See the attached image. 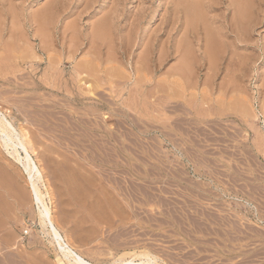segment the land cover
Segmentation results:
<instances>
[{
    "label": "rangeland",
    "instance_id": "rangeland-1",
    "mask_svg": "<svg viewBox=\"0 0 264 264\" xmlns=\"http://www.w3.org/2000/svg\"><path fill=\"white\" fill-rule=\"evenodd\" d=\"M199 1L223 56L203 30L180 80L178 0H0V111L25 130L63 235L92 262L264 264V0ZM236 13L237 36L225 29ZM0 173V264H68L1 143Z\"/></svg>",
    "mask_w": 264,
    "mask_h": 264
},
{
    "label": "bare ground",
    "instance_id": "bare-ground-1",
    "mask_svg": "<svg viewBox=\"0 0 264 264\" xmlns=\"http://www.w3.org/2000/svg\"><path fill=\"white\" fill-rule=\"evenodd\" d=\"M203 1H199V0H178L176 6H174V16H175V20H176V24L178 25V28L177 31H181L183 30L182 33L183 34V39L180 41H183V45L184 47L181 45L180 48H178L177 52L180 53V57L182 58V61L180 62V67L178 66V69H177V73L175 72V74H177L176 76L180 78V80H182L184 77V79L186 78L185 76V72L190 70L189 68L186 70V66L188 65V61H190L191 59L194 58V49H192L190 46H189V39H193V37H196V36H199L202 34L203 30L205 31L204 35H205V40L206 42L210 45V44H213V48L210 50V46H206L205 48H208L209 50H207L208 53H212L211 51H213L214 53H218L217 55L220 56V54L222 53V56H223V52H222V48L219 44V42L221 41V38H219L218 36H214V33H211L206 26L204 27L205 25V22H206V16H207V10L208 9H212L210 5H208L207 3H202ZM237 3V2H236ZM210 4V3H209ZM165 5V4H164ZM231 7H234V4H231ZM237 7H241V6H238ZM173 8V7H172ZM242 8V7H241ZM246 8V7H245ZM240 9V8H239ZM240 11V10H239ZM238 11V12H239ZM242 11V10H241ZM246 11V10H245ZM52 12V11H51ZM144 12V11H143ZM243 13V12H242ZM240 13V14H242ZM112 14V13H111ZM239 13H236V19L235 17L231 20V21H227V25L228 26H225V29L226 31H228L227 33H234L235 30H237V25H239L240 23V15ZM246 14V12H245ZM113 15V14H112ZM115 15V14H114ZM248 14H246L245 17H248L247 16ZM49 18V17H48ZM224 18V17H223ZM249 18V17H248ZM205 19V20H204ZM44 20V19H43ZM41 21V20H40ZM226 21V20H225ZM226 23V22H225ZM109 24V23H108ZM206 24L208 25V22H206ZM112 25V24H111ZM176 26V25H175ZM211 26V25H210ZM107 22L102 20L96 27L95 29V35L93 37H97L99 40H100V37H101V33L102 32H105L107 33L106 29H107ZM112 27V26H111ZM212 27V26H211ZM42 28V27H41ZM110 28V27H109ZM109 30V29H108ZM162 31V30H161ZM93 33V32H92ZM213 34V35H212ZM235 34V33H234ZM220 35V34H219ZM236 36L238 35V32L237 34H235ZM104 36V33L102 34V37L103 38ZM176 36V35H175ZM177 36H178V33H177ZM249 36V35H248ZM218 37V38H217ZM240 37V36H238ZM97 39V40H98ZM127 39V38H126ZM190 40V41H191ZM220 40V41H219ZM234 40L236 41H239L240 39L239 38H235ZM102 41V39L100 40ZM199 42H200V38H199ZM180 43V42H179ZM221 43V42H220ZM181 44V43H180ZM179 44V45H180ZM207 44V45H208ZM206 45V44H205ZM200 49V48H199ZM222 49V50H221ZM161 50V49H160ZM210 51V52H209ZM12 52V51H11ZM10 52V53H11ZM21 52V51H20ZM163 52V51H162ZM16 53V52H15ZM152 53V51H151ZM170 53L169 51L167 52V54ZM213 53V54H214ZM17 54V53H16ZM120 54V53H119ZM143 54V53H142ZM165 53H163L164 55ZM22 55V54H21ZM70 55V54H69ZM91 55V53H90ZM98 55V54H97ZM160 55V54H159ZM163 55L161 56L163 58ZM206 55V54H205ZM212 55V54H211ZM73 56V55H72ZM96 56V55H94ZM167 56V55H166ZM165 56V57H166ZM169 56V54H168ZM172 56V55H171ZM213 56H216L213 55ZM17 57V55H16ZM85 57V56H84ZM212 57V56H211ZM210 57V58H211ZM225 57V56H224ZM19 58V57H18ZM27 58V57H26ZM95 58V57H94ZM208 58V57H207ZM218 58V57H217ZM21 59V58H20ZM166 59V58H165ZM22 60V59H21ZM24 60V59H23ZM42 60V58H41ZM58 60V59H56ZM194 60V59H193ZM207 62H208V59H206ZM211 60V59H210ZM87 61V60H86ZM89 61V60H88ZM87 61V62H88ZM107 61V60H106ZM160 61V60H159ZM184 61V62H183ZM21 62V61H20ZM92 62V61H91ZM91 62H88V63H91ZM158 62V61H157ZM161 62H164L163 60ZM190 62H193V61H190ZM211 62V61H210ZM242 62V61H241ZM85 63V62H84ZM82 64V65H86V64ZM87 63V67L88 66H91V65H88ZM100 63V62H99ZM98 63V64H99ZM148 64V63H147ZM209 64V63H208ZM80 65V64H79ZM78 67H81L80 70L84 69L82 68L83 66L80 65ZM192 65V64H191ZM212 65V64H210ZM93 66V69L95 68L94 65ZM91 66V67H92ZM77 67V65H76ZM97 67V65H96ZM99 67V66H98ZM190 67V66H189ZM157 68V67H156ZM191 68V67H190ZM193 68V67H192ZM192 68L190 70V72L192 71ZM91 69V68H89ZM92 69V70H93ZM101 69V68H100ZM144 69V68H143ZM76 70L79 71V69L77 68ZM85 70V69H84ZM172 70V69H171ZM186 70V71H185ZM211 70V69H210ZM214 70V69H213ZM216 70V69H215ZM77 71V72H78ZM87 71V70H86ZM150 71V70H149ZM53 72V71H51ZM81 72V71H80ZM79 72V73H80ZM95 73H97L95 70H94ZM98 72H100V70H98ZM114 72V71H113ZM82 73V72H81ZM84 73V72H83ZM126 73V72H125ZM142 73V72H140ZM214 73V72H213ZM87 74V73H86ZM89 74V72H88ZM119 74V73H118ZM117 74V75H118ZM127 74V73H126ZM151 74V72H150ZM194 74V73H193ZM209 74V73H208ZM15 75V74H14ZM101 75V74H100ZM122 75V74H121ZM143 75V74H142ZM152 75V74H151ZM185 75V76H184ZM189 75H192L189 73ZM188 73H187V77L189 76ZM55 76V75H54ZM129 76V75H128ZM138 76V75H137ZM173 78H174V75H172ZM212 76V75H211ZM61 77V76H60ZM76 77V76H75ZM142 77V76H141ZM168 77V76H167ZM171 77V75L169 76ZM213 77V76H212ZM182 78V79H181ZM111 79V78H110ZM170 79V78H168ZM175 79H178L175 77ZM188 79V78H187ZM113 80V79H111ZM173 81V80H172ZM175 81V80H174ZM176 81H179V80H176ZM186 81V80H185ZM145 82H147L145 80ZM184 83V81H182ZM181 82V83H182ZM164 83V82H163ZM173 83H176V82H173ZM172 83V84H173ZM179 83V82H178ZM186 83V82H185ZM208 83V82H207ZM59 84V83H58ZM75 84V83H74ZM159 84H161L159 82ZM101 85V84H100ZM168 85V84H167ZM71 86V85H70ZM166 86V85H165ZM181 86V85H180ZM185 86V85H184ZM101 87V86H100ZM188 87V86H187ZM204 87V86H203ZM103 88V87H101ZM181 88H183V91L186 89L188 90V88H185L183 87V85L181 86ZM225 88V87H224ZM94 89V87H93ZM167 89V92H170L169 89L170 88H166ZM180 90V88H178ZM177 89V90H178ZM209 89V88H208ZM231 89V88H230ZM160 90V89H159ZM164 90V89H163ZM171 90V89H170ZM206 90V89H205ZM174 91V90H173ZM176 91V90H175ZM183 91H180L179 94L175 95V96H180L181 93H182V97L185 95H183ZM189 91V90H188ZM204 91V90H203ZM208 93V90H206ZM224 91V90H223ZM160 92V91H159ZM172 92V90H171ZM210 92V91H209ZM234 92V91H233ZM163 93V92H162ZM166 93V92H165ZM174 93V92H173ZM172 93V94H173ZM175 94V93H174ZM184 94H186V91H184ZM211 94V93H210ZM209 96V95H208ZM243 100V99H242ZM71 101V100H70ZM168 101V100H167ZM229 101V100H228ZM246 101H244L245 103ZM207 104V108L208 109H211L212 108V103L211 101L209 102H206ZM225 103V101H224ZM55 104V103H54ZM86 104V103H85ZM92 104V103H91ZM178 104V103H177ZM240 104H241V101H240ZM242 104H243V101H242ZM180 105V103H179ZM195 105V104H193ZM237 105V104H236ZM244 105V104H243ZM189 106V105H188ZM246 106V105H244ZM222 107V105H221ZM243 108V107H240V109ZM180 109V108H179ZM239 109V110H240ZM243 109H246V108H243ZM79 110V109H78ZM220 110V109H219ZM242 110V109H241ZM223 113L226 111V110H222ZM246 110H244L245 112ZM216 114L218 116H216L217 118H219V114L220 112L218 113V109H216ZM243 112V113H244ZM248 112V111H247ZM263 112V111H262ZM211 114L209 115V117L213 114L212 112H210ZM222 113V112H221ZM221 115L220 118H222L223 114ZM241 113V112H240ZM242 113V114H243ZM264 113V112H263ZM215 115V113H214ZM213 116V115H212ZM254 116V115H252ZM208 117V115H207ZM224 117V116H223ZM236 117V116H235ZM243 119V115L241 116ZM237 118H240V117H237ZM246 118V117H244ZM72 119V118H71ZM129 119V118H128ZM208 119V118H207ZM240 119V120H241ZM205 120V119H204ZM239 120V121H240ZM81 121V120H80ZM91 121V120H90ZM133 121V120H132ZM200 121V120H199ZM244 121V120H242ZM245 122V121H244ZM209 123V121H208ZM207 123V125H208ZM212 128V126H211ZM210 128V129H211ZM148 129V128H146ZM25 131V130H24ZM23 130L19 131L14 125L13 123L8 119V117L2 113L0 111V143L2 145V147L12 156V158H14L15 161H17L23 168L24 170V173L26 174V179H27V183H28V186L30 188V191H31V194L32 197H33V201L34 203L36 204L37 206V215L39 217V220H40V225L42 226L43 228V231L47 234V236L49 237L50 239V243H51V246L53 245L55 247V249L58 251V255L57 256H60L61 259H60V262L62 261H66L68 264H98V263H95V262H92L88 259H86V257H84V254L82 255V253L79 252L78 249H76L74 247V245L71 243V241L69 240V238L67 236H64L63 233H62V230L60 228V226L58 225L55 217H54V214H53V211L51 209V207L49 206L48 202H47V199L49 198L52 199L51 197V191H50V188H48V181H46V174H45V170L42 168L41 164H39L35 158L32 156L33 155V152L31 151L30 147H29V142L27 140V136H26V132H24ZM209 133V132H208ZM29 135V134H28ZM101 135V134H100ZM227 136V135H226ZM230 136V135H229ZM208 137V136H207ZM211 138V137H209ZM212 140V139H211ZM133 168V167H132ZM1 174V173H0ZM5 174V173H4ZM2 176V175H1ZM135 177H139L138 174L135 173ZM261 178V177H260ZM256 179V178H255ZM70 181V180H69ZM68 181V182H69ZM47 182V183H46ZM261 182V181H260ZM16 183V182H15ZM6 184V183H5ZM10 186V185H9ZM50 186V185H49ZM70 186V185H69ZM43 189H45L44 192ZM138 190V189H137ZM79 191V190H78ZM4 192V191H3ZM81 192V191H80ZM260 192V191H259ZM23 193V192H22ZM86 194V193H85ZM22 197V196H21ZM20 197V198H21ZM75 197V196H74ZM76 198V197H75ZM8 199V198H7ZM80 199V198H79ZM7 202V201H6ZM84 202V201H83ZM104 209V208H103ZM67 218V217H66ZM4 221V220H3ZM2 230V229H1ZM7 231V230H6ZM13 235V234H12ZM71 239V238H70ZM76 239V238H75ZM7 241V240H6ZM1 242V241H0ZM41 243V242H40ZM7 246V245H6ZM1 249V248H0ZM5 250V249H4ZM2 252V251H1ZM0 252V253H1ZM143 254V253H142ZM142 254H138L139 255H142ZM148 254V253H147ZM144 255V254H143ZM153 256V255H152ZM151 255H144L142 256V258L139 256L136 257L140 260H136L135 257L134 259L131 258V259H119L120 261L119 262H115V263H112V264H159V259L157 261V257L155 258L154 256L152 257ZM61 262V263H62ZM63 264V263H62ZM161 264V263H160Z\"/></svg>",
    "mask_w": 264,
    "mask_h": 264
}]
</instances>
